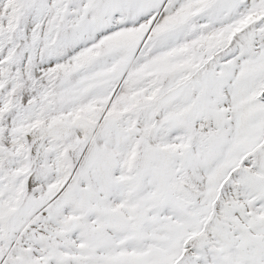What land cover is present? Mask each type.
I'll return each mask as SVG.
<instances>
[{
  "label": "snow or ice",
  "instance_id": "obj_1",
  "mask_svg": "<svg viewBox=\"0 0 264 264\" xmlns=\"http://www.w3.org/2000/svg\"><path fill=\"white\" fill-rule=\"evenodd\" d=\"M0 264H264V0H0Z\"/></svg>",
  "mask_w": 264,
  "mask_h": 264
}]
</instances>
